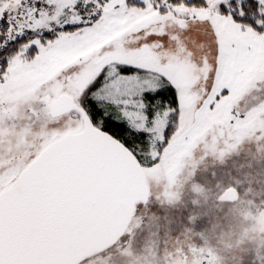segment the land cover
I'll return each instance as SVG.
<instances>
[{
  "label": "snow or ice",
  "instance_id": "obj_1",
  "mask_svg": "<svg viewBox=\"0 0 264 264\" xmlns=\"http://www.w3.org/2000/svg\"><path fill=\"white\" fill-rule=\"evenodd\" d=\"M261 85L264 0H0V264H62L54 242Z\"/></svg>",
  "mask_w": 264,
  "mask_h": 264
},
{
  "label": "rangeland",
  "instance_id": "obj_2",
  "mask_svg": "<svg viewBox=\"0 0 264 264\" xmlns=\"http://www.w3.org/2000/svg\"><path fill=\"white\" fill-rule=\"evenodd\" d=\"M260 106L264 85L237 107L245 120L196 132L155 168L143 169L147 203L117 244L80 264H264ZM229 188L238 201L219 203Z\"/></svg>",
  "mask_w": 264,
  "mask_h": 264
},
{
  "label": "water",
  "instance_id": "obj_3",
  "mask_svg": "<svg viewBox=\"0 0 264 264\" xmlns=\"http://www.w3.org/2000/svg\"><path fill=\"white\" fill-rule=\"evenodd\" d=\"M149 198L146 177L140 173L125 182L113 199L103 219L91 226L79 228L51 245V258L62 264H80L86 259L111 248L124 235L138 206ZM237 192L226 189L218 197L219 203H236Z\"/></svg>",
  "mask_w": 264,
  "mask_h": 264
}]
</instances>
